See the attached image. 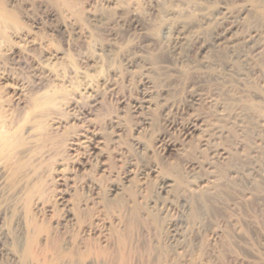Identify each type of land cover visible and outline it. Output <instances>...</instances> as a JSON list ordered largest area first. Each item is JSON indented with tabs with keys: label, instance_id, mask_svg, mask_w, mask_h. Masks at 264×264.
I'll use <instances>...</instances> for the list:
<instances>
[{
	"label": "rangeland",
	"instance_id": "1",
	"mask_svg": "<svg viewBox=\"0 0 264 264\" xmlns=\"http://www.w3.org/2000/svg\"><path fill=\"white\" fill-rule=\"evenodd\" d=\"M7 4L61 58L48 88L81 104L64 113L75 142L48 164L36 226L0 168V264H264V0ZM2 63L15 80L0 76L1 99L17 78L44 80L28 60Z\"/></svg>",
	"mask_w": 264,
	"mask_h": 264
},
{
	"label": "bare ground",
	"instance_id": "2",
	"mask_svg": "<svg viewBox=\"0 0 264 264\" xmlns=\"http://www.w3.org/2000/svg\"><path fill=\"white\" fill-rule=\"evenodd\" d=\"M8 4H7V0H0V68L2 69L0 76H2V78L6 80L14 79V78L12 79L13 73L10 74L8 71L10 69L5 70L6 67L2 68L1 66L3 64L2 61L8 56V57L16 59L17 61L24 60L25 63L28 60L29 62H31V65H32L31 67H34L35 72L37 71L39 74H41V76L44 77V80L37 79L38 81L35 82L36 84L35 85L33 84V86L29 87V89L23 86L24 83L22 79L17 78L16 79L17 84L16 86L14 85V88H13L12 100L11 99L9 100L1 99L2 95L0 96V168L2 169V171L4 172L6 176V180H8L11 183L10 185L13 184L11 188L12 187L14 188V186L16 185H18V187L20 186L21 194H22L20 195V197L22 196V203L21 202L20 203L23 204L22 207L24 208V211H25L24 214L26 215L25 222L27 223V227H28L34 224V221L32 223V220H33L31 219L32 217L29 218V213H31L30 212L31 208H34V209H40L41 207L43 208V205L45 203L44 200L45 198H48L46 197L47 195L46 187H48L49 185L46 186L47 185L46 181L48 177L50 179V176L52 175L51 174L52 170L49 171L47 168L48 164L50 163V161L52 162L53 158H54L53 160L55 161L56 156L60 157V155L67 153V151L73 149L72 148L73 141L75 142L74 136L71 134H70L71 136L69 135L66 136V133L68 132L67 130L69 129L68 128L66 130V128L69 125V122H70L69 120L72 119L73 122L75 121L76 123L79 122L80 120L78 121V119L73 118L74 114L72 118L70 117L71 119L68 118V116L70 115L67 116L68 119L67 118L64 119V116H65L64 113L66 112L67 109L69 110L71 109L72 111V109L74 110V108L80 107V104H81L80 97L81 96L74 97L75 94L73 97L68 96L69 93L66 92L67 90L65 91V89H63L62 87H58V86L54 88H50V89L48 88V85H49L47 84L48 79L53 76L54 70H56V69H53L52 67L53 63L51 64V60H53L54 58L59 59L60 57L58 53L52 55L51 53L48 52L46 47L41 42H38L36 40V38H31L27 35V33L22 32V24L20 22L19 16L14 11L7 8ZM130 23L132 24L135 23L133 18L130 19ZM230 26L231 25H229V27ZM230 28L231 29L235 28V26L233 25ZM20 42L22 43L20 44L21 46L19 45L20 46L19 47L18 43ZM29 52H32V54L34 55L29 54ZM56 55L58 57H56ZM61 65L63 64L58 63V65L56 66L59 67ZM192 94L193 93H190L189 96L193 97ZM174 103L176 104V102ZM7 106L8 107L13 106V108H11L13 109L12 110L13 113L12 114L10 113L9 115L5 116L4 108H6ZM81 112H83V110ZM184 128L185 130L190 129L186 125ZM65 130H66V133H65ZM163 139H164V133L159 132L155 140L158 142H161ZM170 146L171 145L166 144L164 147V150H169ZM220 155L225 156V153L221 152ZM54 163H52L53 166H54ZM53 166L51 167L52 169H53ZM53 172H55V169ZM55 174H57V172H55ZM52 178L54 177H51V179ZM49 184L51 185V183ZM162 186L164 190L165 188L168 189V187H170V184L165 179V181H163L162 183ZM18 187L16 186L17 189ZM11 191H13V189ZM15 191L16 190H14V192ZM16 194H17V191H16ZM75 207L76 209H74L75 211H74L73 216L74 218L79 220V218H81L82 216L81 215L82 212L79 210V208H77V206ZM36 225L37 223H35V225L33 226H36ZM42 228L41 230H43ZM30 235L28 237V242L32 243L35 237L33 236L34 234L31 237ZM117 235L119 236L117 237V241H116L118 253H116L117 251L115 253L118 254V260L116 258L117 255L115 259L121 263V261L123 262L124 258L126 257L125 255L126 253L124 254V251L126 249L127 244H129L128 242L129 237L127 238V236L125 235L124 236H121L119 234ZM61 257L63 256L61 255Z\"/></svg>",
	"mask_w": 264,
	"mask_h": 264
}]
</instances>
